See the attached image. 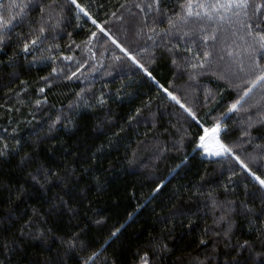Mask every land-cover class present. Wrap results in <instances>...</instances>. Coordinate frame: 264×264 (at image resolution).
<instances>
[{"label":"trees","instance_id":"16d2710c","mask_svg":"<svg viewBox=\"0 0 264 264\" xmlns=\"http://www.w3.org/2000/svg\"><path fill=\"white\" fill-rule=\"evenodd\" d=\"M41 2L47 14L53 0ZM181 2L161 0L160 8L172 15ZM136 3L141 0H76L78 8L72 0H54L62 20L43 44L24 53L17 35L31 38L39 8L0 44V148L7 145L0 156V264H82L93 252L95 264H141L145 253L148 264H226L236 254L229 243L249 240L264 250V199L252 195L258 183L233 157L207 158L198 147L201 126L219 120L220 139L240 145L237 154L264 178V159H250L261 151L255 145H264V84L253 87L239 111H228L246 86L241 81L249 79L243 49L251 39L241 41L221 25L216 40L207 42L211 64L190 79L182 58L197 51L202 56L204 45L188 53L177 36L149 39ZM251 23L264 29L259 18ZM167 28L165 19L156 31ZM225 45L234 53L239 47L241 55L229 58ZM53 67L62 73L50 77ZM81 89L91 107L78 99ZM250 117L251 140L241 136ZM38 170L37 182L32 176ZM213 199L233 202L230 241L215 235L223 225L213 223L222 211L213 208ZM73 234L74 250L64 243Z\"/></svg>","mask_w":264,"mask_h":264},{"label":"snow or ice","instance_id":"6c2138e0","mask_svg":"<svg viewBox=\"0 0 264 264\" xmlns=\"http://www.w3.org/2000/svg\"><path fill=\"white\" fill-rule=\"evenodd\" d=\"M53 3L47 5L49 11L45 14L46 5L41 2V0H0V44L9 38L10 33L13 30L20 27L29 19V15L36 8H39L41 13L39 17V24L37 27H29L30 37H25L23 33H17L19 37L22 38V51L24 53H30L32 49L37 48L39 45L43 44L47 39H49L48 33L50 31H55L59 27L62 17L59 16V13L55 12ZM73 4H76V0H72ZM161 0H141V3H136L135 7L140 9L143 14V19L141 25L143 29H146L151 35L148 37L152 39L155 36H163L165 38L169 36H177L180 41H183L185 44V50L188 53H193V47H198L199 44H203L205 50L203 55L197 51L192 54L190 57H184L187 61L186 66L189 67L192 71L190 72V79H195L200 72H197V69L201 71L205 70L211 64V53L207 48V42L211 39L216 40V32L220 30V26L227 23L234 31L233 35L239 34V39L244 41L245 36L251 39V43L245 41L243 54L249 58L250 69H249V79L246 81H241L242 84H245L242 88V92L239 97L230 105L228 109L229 112L240 109L238 106H242L241 102L249 96L253 87L259 84H264V65L260 64V60L264 59V29L260 31L255 30V26L251 21L256 18L261 19V22H264V0H182L179 4V11L174 12L172 15H168L167 9L163 11L160 8ZM79 8L80 5L76 4ZM155 13V15H153ZM87 15V13H85ZM166 19L168 28L160 29L156 31L157 27L164 23ZM207 22L212 28L213 32L208 34L205 31L204 23ZM31 23H36L32 21ZM93 24H96L100 28L101 32H104V29L100 27L95 20L92 21ZM190 24H194V27H190ZM95 36V33H92ZM139 35V32L137 33ZM188 38L187 40L185 38ZM55 39V37H52ZM113 43H117L113 40ZM179 43L175 45L176 48H179ZM117 47L121 49L130 59L135 63L139 64V61L135 60V57L127 49L123 48L120 44L117 43ZM226 54L229 58L239 57L241 55L240 48L237 47L235 53L232 50V47L225 45ZM143 51V49H141ZM224 50L222 49V53ZM224 54L219 56L220 60L224 59ZM65 60H71L72 57L65 56ZM119 59V57H117ZM195 61V62H192ZM84 63H87L85 61ZM173 63H176V60L173 59ZM84 67V64H80L76 68L75 72L71 73V76H75L76 72H79L81 68ZM143 68V65H140ZM147 72V69H144ZM230 70V66L226 68ZM243 62L240 61L239 71H243ZM62 70L57 67H53L51 70V76H56L61 74ZM151 76V73H148ZM50 77H43L42 79L46 80L47 83H51ZM65 79L70 77L65 75ZM223 78V77H222ZM239 87V85H237ZM41 92L44 91L43 88L40 89ZM163 91L167 94L171 100L175 101L181 109L188 112L189 115L195 119V113L192 112L190 108H187L184 103L181 102L180 98L175 95L173 92L169 91L167 88H164ZM86 90L81 89L76 95L80 101H82L83 106L91 107L89 104V99L85 95ZM41 101L37 100L36 103L39 104ZM104 99L101 96L97 100V104H103ZM137 112H140V109H136ZM226 115V114H222ZM57 119H60L58 116ZM131 119V117H129ZM251 117L249 118L248 126L241 132V136H247L249 140L253 139L251 133L248 129L252 127ZM221 124L217 120L210 127H204L203 134L199 135L198 138V147L203 149L205 153L210 156H231L233 157L240 167L259 185V190L252 195H260L264 199V178L261 175H258L259 167L256 171H253L244 160L240 158L237 154L236 149L240 147L237 144H229L224 142L219 137V130ZM259 139V137H255ZM248 141H244L247 143ZM256 149H261L258 154H251L250 159L255 161L258 158L264 159V145L257 144L255 145ZM7 145H4L0 148V156L6 155ZM28 158V154L25 153L23 160ZM50 173V170H46V175L44 177L47 180V176ZM37 175H33L32 179L37 181ZM163 183V182H162ZM160 185H157L159 188ZM213 208H222L221 214L215 217L213 223L218 227L223 225L220 228V231L215 233V235H223L225 238H228L229 241L233 235V228L235 226V221L232 220L229 216L234 210V205L232 201H227L224 203L217 202L215 199L212 200ZM242 207L247 209V211L252 212L251 208H248L247 204H243ZM264 214V212H262ZM251 223V220H250ZM259 234V233H258ZM75 234L69 237L64 243L69 249L74 250L76 248V240L74 239ZM226 247L235 248V255L233 258L226 262V264H264V250L256 251L253 242L249 240L237 241L234 245L231 243L227 244ZM262 249H264V242L261 244ZM247 252L248 255L242 258V254ZM96 252H93L90 256L83 259L82 264H89L91 261L92 264H95L94 257H96ZM141 264H148L147 254L141 257ZM202 264V262H200Z\"/></svg>","mask_w":264,"mask_h":264},{"label":"rangeland","instance_id":"374dc122","mask_svg":"<svg viewBox=\"0 0 264 264\" xmlns=\"http://www.w3.org/2000/svg\"><path fill=\"white\" fill-rule=\"evenodd\" d=\"M198 124L201 126V123L200 122H198ZM202 127V129H204V126H201ZM221 131H222V127H220V130H219V137H220V133H221ZM203 150V149H202ZM203 154H204V156L205 157H207V158H215V157H220V156H210V155H208L207 153H205L204 151H203Z\"/></svg>","mask_w":264,"mask_h":264}]
</instances>
